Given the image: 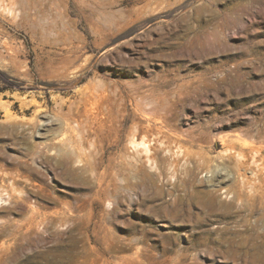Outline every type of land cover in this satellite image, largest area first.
I'll return each instance as SVG.
<instances>
[{
  "label": "rangeland",
  "instance_id": "374dc122",
  "mask_svg": "<svg viewBox=\"0 0 264 264\" xmlns=\"http://www.w3.org/2000/svg\"><path fill=\"white\" fill-rule=\"evenodd\" d=\"M0 264H264V0H0Z\"/></svg>",
  "mask_w": 264,
  "mask_h": 264
}]
</instances>
